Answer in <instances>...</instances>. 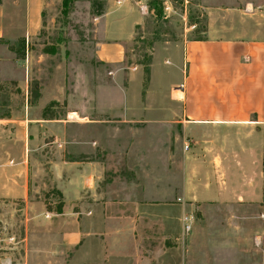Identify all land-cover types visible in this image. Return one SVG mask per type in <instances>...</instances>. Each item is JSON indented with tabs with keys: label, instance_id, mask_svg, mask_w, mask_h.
I'll list each match as a JSON object with an SVG mask.
<instances>
[{
	"label": "rangeland",
	"instance_id": "obj_1",
	"mask_svg": "<svg viewBox=\"0 0 264 264\" xmlns=\"http://www.w3.org/2000/svg\"><path fill=\"white\" fill-rule=\"evenodd\" d=\"M61 1L54 0L43 12L38 38L28 47V56L21 40H0V118L23 121L21 130L14 123L5 126L11 151L7 159L12 164L21 139L33 138L31 146L36 151L28 172V200L42 204L35 214V205L26 207L24 201L0 202V264H79L76 247L61 246L56 234L61 215L55 216L66 209L77 211L79 206H67L57 196L47 162L49 152L77 151L79 140L87 138L97 139L98 150L113 151L105 158L109 167L101 182L106 200L142 193L161 203L167 220L172 217L163 243L167 247L186 244L179 218L188 212L182 208L193 203L190 209L195 218L228 212L258 216L260 224L243 238V246L252 248L248 257L253 264H264V126L245 137V141L253 139L256 156H236L243 133L188 129L176 122L180 106L170 99L171 91L179 90L173 86L178 76L175 64L181 75L185 71V43L205 38L263 41L264 0H155V8L150 5L153 0H140L145 7L144 21L131 43L124 46L122 63L127 68L123 69V85L137 88L136 93H128L135 102L129 117H164L165 123L96 126L69 119L68 113L86 108L84 96L90 93L85 88L108 83L107 72L93 57L94 19L103 13L105 3L68 0V12L62 14ZM34 117L54 118L56 123L28 125L27 129L26 119ZM58 136L59 141L51 143ZM207 139L216 144L209 151L205 149ZM221 164L226 170L245 165L255 166L256 171L224 172ZM214 195L237 198L241 204L217 208L212 206ZM103 207L111 210V206ZM176 207L180 210L173 209ZM150 240L153 247L158 244L156 239ZM103 264H110L109 256Z\"/></svg>",
	"mask_w": 264,
	"mask_h": 264
},
{
	"label": "crops",
	"instance_id": "obj_2",
	"mask_svg": "<svg viewBox=\"0 0 264 264\" xmlns=\"http://www.w3.org/2000/svg\"><path fill=\"white\" fill-rule=\"evenodd\" d=\"M53 1L0 0V40H21L28 56V47L38 38L43 12ZM104 3L103 13L94 19L93 57L107 72L108 83L96 82L85 88V92L90 93L84 96L86 108L70 110L68 118L80 120V124L86 126L163 124L164 117L154 120L129 117L133 115L130 110L135 102L128 93H136L137 88L122 82L123 69H127L122 65L124 46L131 43L135 30L143 24L145 8L141 11L139 7L144 5L140 0H104ZM183 63V75L179 64H175L178 76L173 86L179 90H172L170 94L173 103L180 106L176 122L193 131L241 132L243 144L235 155L255 157L253 139L245 141V137L264 126V40H190L185 43ZM99 75L100 71L98 78ZM26 122L28 129V125L30 128L33 124H54L56 120L34 117ZM10 123L21 130L23 121L0 118V131H3L0 132V202L24 201L26 207L35 205L37 214L41 202L28 200V172L36 151L31 146L33 138L21 139L10 164L5 127ZM59 139V136L54 137L51 143ZM79 141L77 151L53 150L47 162L57 196L67 206L73 203L79 206L77 211L66 209L63 214L55 215H61L57 218L62 224L56 229L61 246L76 247L79 264H103L107 256L110 264H253L248 257L252 248L243 246V238L251 236L252 228L260 224L258 216L228 212L195 218L190 209L194 204H187L189 208L182 210L188 212L183 214L191 213L193 222L191 230L184 233L186 244L167 247L163 243L169 233L168 220L172 217L167 220L161 203L150 201L142 193L135 197L116 195L106 200L101 182L109 167L105 158L113 151L98 150L96 138ZM206 142V150L215 148L213 140ZM220 169L224 172L256 171L255 166L245 165H234L226 170L221 164ZM212 201V206L217 208L241 204L240 199L215 195ZM107 205L111 210H103ZM72 216L74 218H70ZM245 219L252 220L254 225L246 224ZM150 239H156L158 244L153 247Z\"/></svg>",
	"mask_w": 264,
	"mask_h": 264
},
{
	"label": "built area",
	"instance_id": "obj_3",
	"mask_svg": "<svg viewBox=\"0 0 264 264\" xmlns=\"http://www.w3.org/2000/svg\"><path fill=\"white\" fill-rule=\"evenodd\" d=\"M139 8L142 11V9L145 8V7L144 6H140ZM167 9L168 8H165V10H167ZM183 148L186 149L187 146L184 145ZM176 201L180 202L181 199L177 198ZM192 222H193V215L191 213L183 214L180 217V224H181V229H182L183 233H188L191 230Z\"/></svg>",
	"mask_w": 264,
	"mask_h": 264
},
{
	"label": "trees",
	"instance_id": "obj_4",
	"mask_svg": "<svg viewBox=\"0 0 264 264\" xmlns=\"http://www.w3.org/2000/svg\"><path fill=\"white\" fill-rule=\"evenodd\" d=\"M68 0H62L61 1V13L62 14H65V13H67L68 12V6H67V2ZM155 4H157V2L155 1V0H153L152 2H151V6L153 7V8H155Z\"/></svg>",
	"mask_w": 264,
	"mask_h": 264
}]
</instances>
